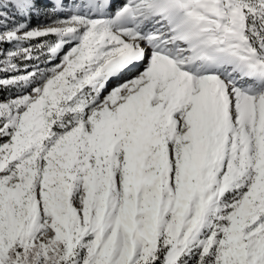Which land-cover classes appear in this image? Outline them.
I'll list each match as a JSON object with an SVG mask.
<instances>
[{"label": "snow or ice", "instance_id": "6c2138e0", "mask_svg": "<svg viewBox=\"0 0 264 264\" xmlns=\"http://www.w3.org/2000/svg\"><path fill=\"white\" fill-rule=\"evenodd\" d=\"M0 264H264V0H0Z\"/></svg>", "mask_w": 264, "mask_h": 264}, {"label": "rangeland", "instance_id": "374dc122", "mask_svg": "<svg viewBox=\"0 0 264 264\" xmlns=\"http://www.w3.org/2000/svg\"><path fill=\"white\" fill-rule=\"evenodd\" d=\"M41 20H43L42 17H41ZM33 22H34V24H36L37 23V20L35 18H33Z\"/></svg>", "mask_w": 264, "mask_h": 264}]
</instances>
